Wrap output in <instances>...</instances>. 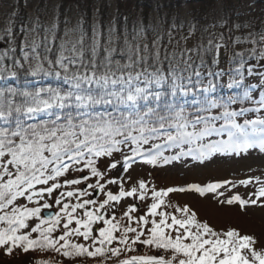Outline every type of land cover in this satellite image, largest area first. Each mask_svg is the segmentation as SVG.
Masks as SVG:
<instances>
[{"label":"snow or ice","instance_id":"snow-or-ice-1","mask_svg":"<svg viewBox=\"0 0 264 264\" xmlns=\"http://www.w3.org/2000/svg\"><path fill=\"white\" fill-rule=\"evenodd\" d=\"M56 27L54 24L51 40L48 36L44 37L47 44H43V51L42 42L37 39L29 41L26 34L21 47L22 59L25 62L35 61V65L31 66V75H54L69 85L68 90H0V212H4V215H0V225L6 222V226L0 227V248L4 249L5 254L11 255L14 249L19 248L25 254L51 251L69 260L92 258L98 264H108L114 258V264H264V245L257 248L253 236L241 235L236 229L217 232L208 223L197 222L195 213L188 207L177 209L183 214L182 219L157 211L165 204L163 197L169 193L194 190L203 195L205 191L215 192L231 181L209 184L206 188L191 185L190 189L153 190L155 202L150 205L148 215H159L162 219L159 222L155 219L151 221L152 227L147 229L148 235L143 239L141 237L145 236V232L141 222L144 227L149 224L146 216L136 220V227L123 226L121 234L117 236L115 233L121 225L119 222L113 223L116 219L114 213L105 218V209L112 202H119L125 197L145 200L147 185L144 181L125 190L121 177L106 180V184L118 186V193L107 191L106 199L99 202L98 209L84 211L86 219L77 218L74 215L76 210L95 205L97 200L88 199L70 206L56 199V205L62 204L60 211L55 216L41 217L42 209L53 206L47 202L40 203L45 195L51 196L62 186L77 185L89 179L85 175L78 179H65L63 185L57 182L73 165L83 163L91 176L97 178L95 185L88 184L87 187L104 192L105 183L100 182L104 180V173L98 170L92 157H110L114 152L122 154L125 146L130 148L133 155L124 157L121 165L124 172L131 168V161L136 156H144L142 146L154 140H163L169 147L195 145L198 156L215 151H243L257 145L264 149V119H244L242 123L238 120V117L249 112L264 109V95L260 100H252L249 89L256 86L245 84V72L248 76L260 75L264 80V73H255L254 66L246 67L247 61L257 56L255 48L246 50L247 55L234 50L229 55L227 87L242 88L244 92L242 96L220 102L205 95L213 92L216 84L209 80L207 86L202 85L203 76L198 66L193 67L192 53H196L203 65L204 54L212 52L213 64H219L220 50L223 48L228 52L222 35L220 42L209 40L207 47L201 43L194 49L169 52L167 48L162 49L159 39L151 44L146 42L143 30L138 35L145 42L125 37L122 47L120 37L113 36L111 31L103 43L102 33L94 31L90 43L85 47L83 33L72 38L66 30V38L61 39L55 60H52L49 54L56 38ZM193 30L190 29V35ZM183 39L186 41L187 37ZM260 40L264 41V36ZM248 42L255 44L256 40L236 37L233 49L235 44ZM258 58L264 59V49ZM45 62L48 68L44 67ZM15 63L23 67L19 60ZM57 68L59 71L55 70ZM11 75L15 76L16 73L12 72ZM207 75L221 77L225 73L209 71ZM197 92L201 99L196 101V111L208 115L186 114L184 104L187 101L182 102L183 97L196 95ZM245 101L259 107L232 108L233 104H243ZM213 109L223 111L219 115H211ZM40 113L54 119L27 122L35 120ZM218 120L223 123L217 128L215 122ZM213 133L227 135L228 139L215 144L202 143ZM162 147L159 143L152 144V148L146 151L151 152L153 148L157 151L146 162L155 164L162 157L159 151ZM192 151L189 149V154ZM164 159L167 161V157ZM109 167L116 169L117 163L113 162ZM74 170L83 171V168ZM50 181L52 183L49 185ZM240 183L248 184L251 180ZM37 185L45 187L37 190ZM85 194V191L80 192V195ZM60 195L72 197L76 193L68 191ZM254 195L256 199L245 200L236 195L219 202L232 205L238 201L241 209L257 205L264 197V187ZM18 197H26L29 203L36 206L14 203ZM259 206L264 207V202ZM136 210L137 206L131 205L124 213L129 222L132 221L131 213ZM30 218H36L39 222L32 226ZM97 221H102L107 227H99L98 235H93V225ZM73 223L76 226L70 227ZM22 229L26 231L21 232ZM73 235L82 237L84 241L91 240V243H73ZM137 244L154 247L164 253L170 252L171 255L167 258L165 255H136L120 259L124 252L136 251L134 246ZM33 264L49 262L41 259Z\"/></svg>","mask_w":264,"mask_h":264},{"label":"trees","instance_id":"trees-1","mask_svg":"<svg viewBox=\"0 0 264 264\" xmlns=\"http://www.w3.org/2000/svg\"><path fill=\"white\" fill-rule=\"evenodd\" d=\"M75 10V23L73 20L68 19L67 6L58 7L57 20L54 21L57 26L55 29V41L51 44L52 51L49 54V59L55 60L57 55L58 46L61 39H65L64 33L66 30L70 32L72 38H76L80 33L84 34L85 47L90 43L94 31L102 33V43L104 38L109 35L111 31L113 36L120 37V46H123V39L127 37L129 40L134 38L145 42L138 34L141 30L146 34V42L151 44L153 40L159 39V43L163 48H167L169 52L173 50L179 52L185 48L194 49L198 44H203L207 47L208 41L212 40L214 43L220 42L221 35L223 36V43L228 45V52L222 48L220 50V56L224 58L221 63L219 58V64H213V53L207 52L204 54V64H200V59L195 52L192 53V59L195 62L193 67H199L201 73L209 71L216 72L218 65H221L224 69L225 77L229 79V55L232 51L245 52L249 49H256V58L247 61V66H254V71L257 73H264V59H259V54L264 49V41L260 40L261 36H264V0H255V12L242 13L241 9L237 7L235 0H66ZM219 2L218 6L221 9V14L214 13L212 9L213 5ZM16 11L7 15L5 19L9 20L10 34L9 36L2 35L0 37V90L15 89L17 92L30 91L34 92L39 89L58 88L61 91H67L69 85L66 84L63 79L57 77L47 76L43 73H39L36 76L30 74L31 66L35 65V61L25 62L22 59L21 47L24 43L25 35H28L29 41L37 39L42 42L41 51H43V44H47L44 40L45 36L48 39H52L53 25L45 20L44 12L42 9L37 10L39 20L37 23L29 21L26 13L27 7L24 5L15 4ZM191 8L190 10H185ZM138 14V18L135 19L134 15ZM213 18L214 24H209L208 20ZM80 20L84 22L81 23ZM96 23V24H95ZM110 23V24H109ZM73 28H72V25ZM210 26V27H209ZM239 26V27H238ZM24 29V31H21ZM49 31H45V30ZM190 29H194L190 35ZM187 37V40L183 39ZM236 37L255 39L256 43H239L235 44L233 49V41ZM13 49L15 51H13ZM103 53H101L102 55ZM117 58H119L117 56ZM19 60L23 67H20L15 62ZM45 68H48V64L45 62ZM59 71V69H55ZM15 72L16 75L12 76L11 73ZM63 75V74H62ZM245 84L249 85L247 72H245ZM228 83L224 82L221 85L216 86L215 90L211 93H206L210 98H215L220 102H226L230 97L242 96L244 89L229 88ZM254 85V84H252ZM256 87L250 88V95L252 100L257 92L260 95H264V80L258 75V82ZM195 91V90H194ZM201 99V96L197 92L196 95H188L183 97V101H187L184 104L186 114L196 115H208V113H199L196 111V101ZM240 107L256 108L259 105L252 103L251 101H245L243 104H233L232 108L239 110ZM103 110V109H100ZM223 109H213L212 115H219ZM264 110L260 112H250L243 117H238V120L249 119L251 116L256 118L264 117ZM54 119L49 117L46 113H40L35 120H28V123H37L39 120ZM191 118V116L189 117ZM220 123V124H219ZM223 121H216V125H221ZM220 127V126H218ZM217 127V128H218ZM224 136L213 134L206 137L202 143L215 144L222 140ZM227 138V135H225ZM186 146V145H185ZM189 149H195V145H188ZM183 147V146H182ZM250 148V147H249ZM248 150L245 153H249ZM220 154L221 156L229 153L228 151H215L211 154ZM202 160L206 163L210 160L206 154L202 156ZM199 159L186 157L179 159L181 165L197 164ZM96 166V164H95ZM169 199L168 206L176 212L173 213L177 218H184L183 214L178 211L180 206L170 202L171 197H165ZM17 201L14 202L18 204ZM11 206H9L10 208ZM9 211V209H5ZM0 215H4V212H0ZM196 219V218H195ZM197 222H200L196 219ZM121 228L118 232H122L123 226L127 223H121ZM6 226V222L0 227ZM129 226V225H128ZM195 229H193L194 231ZM171 231V230H168ZM181 231H183L181 229ZM227 231V230H224ZM221 231V232H224ZM120 234L116 233L117 236ZM130 234V233H129ZM175 235L174 232H172ZM77 243V242H75ZM115 246V244H113ZM136 251L124 252L120 259H124L130 256L136 255H158L163 253L166 258L171 255L170 252L164 253L163 250H158L154 247L145 246L142 252H139L138 248L134 246ZM40 255L37 260H46L49 264H58L60 260V254L55 252H35ZM68 261V258H65ZM75 261L78 264H98L97 260L92 258H78ZM109 261L108 264H112Z\"/></svg>","mask_w":264,"mask_h":264},{"label":"rangeland","instance_id":"rangeland-1","mask_svg":"<svg viewBox=\"0 0 264 264\" xmlns=\"http://www.w3.org/2000/svg\"><path fill=\"white\" fill-rule=\"evenodd\" d=\"M237 7L241 9L242 13L255 12V0H235ZM71 2L66 0H0V37L2 35L10 34V25L9 20L5 19L10 13L16 11L15 4L24 5L27 7V15L29 21L37 23L39 20L37 15V10L42 9L44 12L45 20L52 26L57 20L58 7L67 6L68 19L73 20L75 23V10L69 5ZM220 3L216 2L212 9L214 13L221 14V9H219ZM191 8H186L185 10H190ZM134 18H138V14L134 15ZM81 23L84 22L80 20ZM209 24H214L213 18L208 20ZM96 24V23H95ZM110 24V23H109ZM72 25V24H71ZM210 27V26H209ZM73 28V25H72ZM1 41V39H0ZM221 63L224 60L220 56ZM223 71L224 69L221 65H218L216 72ZM257 73L256 71H254ZM208 72L202 73L203 80L202 85L207 86L208 81L212 80L216 86L223 84L224 82L229 83V79L225 75L221 77H209ZM248 84H256L258 82V75H252L248 78ZM63 92V91H62ZM191 95V94H190ZM261 95L259 92L254 96V99L260 100ZM264 109H261V111ZM260 112V111H259ZM212 115V114H211ZM264 115V114H263ZM249 119H257L256 117H250ZM264 119V117L262 118ZM243 121H241L242 123ZM216 123V122H215ZM219 125H216L218 127ZM190 130V129H189ZM161 144L163 147L159 149L162 152V157L157 159L155 164H149L146 161L152 158V154L157 151V149H152L151 152L146 151L149 148H152V144ZM134 147V146H133ZM142 151H144V156H136L131 161V168L127 172H124L121 168L125 156H132L133 153L130 151L128 146L123 148V153L114 152L112 156H101V157H92L95 161L96 167L102 173H104V180H101V183H105L106 180L115 178L117 176L121 177L123 180V186L125 190H129L133 186H137L139 181H144L147 185L146 188V198L141 201L138 198L125 197L122 198L119 202H112V205L106 206L105 218H108L113 213L115 214L116 219L113 223L121 222L127 223L131 227H136V220L140 216H146L149 220V224L144 227L141 222V227L145 232V236L141 237L142 239L148 235V228L152 227L151 221L155 219L159 222L162 217L149 216L148 212L150 210V205L155 202L152 197L153 190L161 191L168 188H184L190 189L191 185H198L201 188H206L209 184H223L224 181H231L230 184H225L223 187L217 188L215 192L205 191L203 195L194 190H186L183 192L175 191L169 193L165 197H171L170 202L180 206L179 208L188 207L191 212L195 213V218L203 223H208L215 231L221 232L229 229H236L240 232L241 235H250L253 236L256 241V247L259 248L264 245V207L259 206L261 202H264V197L258 201L257 205H248L244 209H241L239 202H234L232 205L227 203L221 204L219 201L227 200L236 195H239L242 199L250 200L256 199L254 193L258 191L259 188L264 187V150L241 153V154H226L221 156L220 154L214 153L210 156L208 163L200 161L197 164H190V162L184 165L179 163V159L188 156L189 146L183 147H169L164 144L163 140L152 141L149 145H143ZM183 153V154H182ZM192 154L194 152H191ZM195 154V153H194ZM190 155V154H189ZM164 157H167L165 161ZM116 162L117 168L110 169V164ZM11 167V166H9ZM75 168H83V171H75ZM14 171V169H13ZM87 175L88 180L82 181L77 185H66L62 186L59 189H56L51 196L45 195L40 199V203L45 202L52 204L50 209H42L44 211H53L56 214L60 211V207L63 203H68L70 206L77 203H83L88 199L97 200L95 205H86L84 209H77L74 214L77 218L86 219L83 216L85 210H96L99 208V202H102L106 199V192L112 191L114 194L118 193L117 185H110L105 183L104 192H99L93 188H88V184L95 185L97 178L92 177L90 170L84 168L83 163L79 165H73V168L69 169V172L58 178L59 183L63 185L65 179H78L81 176ZM130 178V179H129ZM251 180V183L241 184L240 181ZM52 181L49 182V185ZM235 185V186H233ZM37 190L44 185H37ZM72 191L76 195L72 197H67V195L61 196L60 193H67ZM81 191H85V195H80ZM220 193H223L221 196ZM163 197L165 204L157 210L158 212H167L171 215H175L176 211L169 207L167 204L169 199ZM35 199V198H34ZM60 199L62 204L60 206L55 204V200ZM23 203L28 207H35L34 203H29L26 197H19L18 204ZM131 205H136L137 210L131 213L132 221L129 222L127 217L124 216V213L128 210V207ZM63 215V213H61ZM123 217V219H122ZM39 222L36 218H30L29 223L32 226H35V223ZM169 219V223H170ZM75 223L70 227H75ZM99 227H107L102 221H97L93 225V235H98ZM26 230L22 229L21 232ZM168 231V230H166ZM59 229L57 230V233ZM120 234V232H116ZM115 233V235H116ZM35 236L36 234H32ZM132 235L131 233L129 234ZM72 242L75 243H85L90 244L91 240L84 241L82 237L73 235L71 238ZM139 252L144 250V245L137 244L135 245ZM164 255L160 253L156 256ZM61 256V255H60ZM40 258V255L37 256L35 252H29L27 254L23 253L19 248L14 249L11 255H6L3 248H0V264H33L34 261ZM78 264L77 261H68L65 257L61 256L58 264ZM114 264V262L112 263Z\"/></svg>","mask_w":264,"mask_h":264},{"label":"water","instance_id":"water-1","mask_svg":"<svg viewBox=\"0 0 264 264\" xmlns=\"http://www.w3.org/2000/svg\"><path fill=\"white\" fill-rule=\"evenodd\" d=\"M47 215H53V216H55V213L52 212V211H48V212H45L44 213V217L46 218Z\"/></svg>","mask_w":264,"mask_h":264}]
</instances>
